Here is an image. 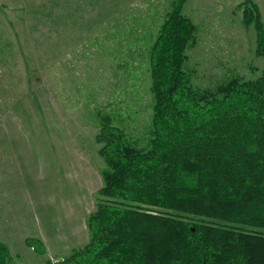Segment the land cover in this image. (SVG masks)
Returning a JSON list of instances; mask_svg holds the SVG:
<instances>
[{
    "label": "rangeland",
    "instance_id": "obj_1",
    "mask_svg": "<svg viewBox=\"0 0 264 264\" xmlns=\"http://www.w3.org/2000/svg\"><path fill=\"white\" fill-rule=\"evenodd\" d=\"M174 1L0 0V244L9 249L7 264L56 263L88 243L86 220L105 168L90 113L115 114V125L147 147L148 51ZM246 3L264 25V0L185 2L182 14L196 26L185 69L198 90L264 75L257 31L244 22ZM19 173L28 178L26 202ZM30 239L44 244V254Z\"/></svg>",
    "mask_w": 264,
    "mask_h": 264
},
{
    "label": "trees",
    "instance_id": "obj_2",
    "mask_svg": "<svg viewBox=\"0 0 264 264\" xmlns=\"http://www.w3.org/2000/svg\"><path fill=\"white\" fill-rule=\"evenodd\" d=\"M186 1H174L149 47L147 147L115 125V114L91 111L105 168L89 241L47 264H264V75L194 87L185 65L196 26L182 14ZM246 4L245 25H254L264 57L261 16ZM44 76L52 86L53 74ZM29 244L44 254L40 240ZM10 258L0 244V264Z\"/></svg>",
    "mask_w": 264,
    "mask_h": 264
},
{
    "label": "crops",
    "instance_id": "obj_3",
    "mask_svg": "<svg viewBox=\"0 0 264 264\" xmlns=\"http://www.w3.org/2000/svg\"><path fill=\"white\" fill-rule=\"evenodd\" d=\"M56 17H57V16L55 15V19H56ZM58 19H59V16H58ZM58 19H57V20H58ZM55 24H58V21H55ZM57 141H59V139H58ZM51 144H53V146H55L56 143H51ZM57 150H58V148H57ZM59 151H60V149H59ZM57 156H58V153H57ZM17 176H18V180L20 181V183L23 182V181L25 182V184H24V183H23V184H22V183H21V184H17V188H18V190H19V193H21V195H22V193H23V191H24V189H25V187H26V180H27L28 178H27V176H26V173H25V174L23 173V176H22V173H19ZM22 198H23L24 201H25L26 198H25L24 195H22ZM26 200H27V199H26ZM25 202H26V201H25ZM23 203H24V202H23ZM69 232H70V231H69ZM42 240H43V242L45 243V245L48 244V243L50 242L49 239H48L46 236H43V239H42ZM43 245H44V244H43Z\"/></svg>",
    "mask_w": 264,
    "mask_h": 264
}]
</instances>
